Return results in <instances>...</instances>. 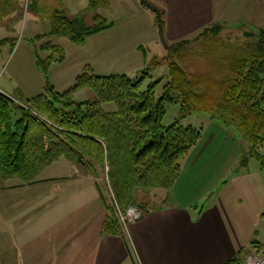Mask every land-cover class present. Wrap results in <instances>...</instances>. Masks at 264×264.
Wrapping results in <instances>:
<instances>
[{"label":"trees","instance_id":"1","mask_svg":"<svg viewBox=\"0 0 264 264\" xmlns=\"http://www.w3.org/2000/svg\"><path fill=\"white\" fill-rule=\"evenodd\" d=\"M139 1L155 15L166 54L154 64H167L166 78L144 89L151 68L132 79L125 73L99 75L87 65L76 77L75 85L65 92L48 79L44 92L32 98L21 94L15 99L0 91V179L32 183L61 159L94 178H101L108 167L112 200L97 184L107 210L104 235L125 233L119 209L125 211L141 201L144 216L159 208L150 207L145 197L138 198V191L146 194L155 189H173L182 173L183 159L202 138V131L183 123L194 111L235 124L249 144L239 169H245L248 159L257 157L264 177V156L260 153L264 147V29L238 27L250 41L231 42L221 37L228 26L214 22L192 36L170 42L166 38L164 7L154 0ZM101 2L91 1L84 14L70 17L65 10H56L52 33L82 44L112 27L113 21L98 13L93 24L85 21ZM200 38L211 44L215 60L209 63L210 72L192 73L184 63L191 42ZM37 67L46 75L40 59ZM164 79V92L156 96L155 90ZM87 88L95 91L96 99L77 102L74 94ZM106 102H115L117 110H103L101 105ZM167 103H180L182 107L180 118L168 126L164 124ZM250 246L256 249L255 254L264 256L261 242L253 240ZM246 257L244 249L226 264H244Z\"/></svg>","mask_w":264,"mask_h":264},{"label":"crops","instance_id":"2","mask_svg":"<svg viewBox=\"0 0 264 264\" xmlns=\"http://www.w3.org/2000/svg\"><path fill=\"white\" fill-rule=\"evenodd\" d=\"M154 1L166 10L170 42L229 18L264 20V0H232L231 9L219 0ZM102 6L103 1L88 13L89 18L101 14ZM230 12L235 16H227ZM3 14L2 19H15L13 12ZM121 31L113 22L80 46L100 35L103 68H113V60L132 61L136 69L146 67L144 44L131 43L133 57L129 56ZM80 63L81 72L87 65L94 71L98 67L92 61ZM0 91L18 98L10 89ZM66 162L60 167L67 170L65 174L46 175L54 163L32 183L0 179V264H226L244 249L247 255L256 253L250 246L253 240L264 249L261 171H243L222 182L197 217L189 207L167 204L131 221L123 235L112 236L102 233L107 210L98 180Z\"/></svg>","mask_w":264,"mask_h":264},{"label":"rangeland","instance_id":"3","mask_svg":"<svg viewBox=\"0 0 264 264\" xmlns=\"http://www.w3.org/2000/svg\"><path fill=\"white\" fill-rule=\"evenodd\" d=\"M92 1H103L99 12L122 30L129 56L133 57L131 43L144 44L143 51L150 62L146 67L136 69L132 61L123 63L113 60V68H103L100 35L88 40L83 47L66 37L52 33V17L56 10H65L69 17L84 14L90 2L88 0H0V87L12 90L18 98L21 96L18 90H23V98L28 99L44 92L48 79L60 92H65L75 85L76 77L81 73L80 62L84 60L98 65L95 71L97 74L125 73L132 79L139 78L144 75L143 71L147 72V69L151 68V76L146 77L144 89L149 83L161 77L166 78L169 72L167 64H154L166 54V48L159 39L154 13L142 6L139 0ZM219 1L221 6L231 9L232 0ZM8 11L13 12L15 19H2L3 13ZM227 16L232 18L235 15L230 12ZM86 18L85 21L89 25L94 23L88 15ZM223 24L228 27L221 37L231 42L250 41L238 27L245 26L253 31L264 28V20L229 18L224 20ZM189 49L184 63L186 70L192 73L210 72L209 63L215 60L211 53V44L200 38L192 41ZM51 56L55 58L50 60ZM38 59L41 60L46 75L37 67ZM166 82L167 79H164L156 88V96L163 94ZM15 84L21 88L16 90ZM74 98L77 102H83L96 99V94L93 89L87 88L76 92ZM116 107L115 102L101 105V108L109 113L115 112ZM166 107L164 124L168 126L180 118L182 107L180 103H167ZM183 123L202 131V138L183 159L182 173L175 186L169 192L162 189H155L146 194L138 191V198L145 197L149 206L152 205L150 207H160L168 197L166 205L189 207L193 216L197 217L201 214V209L207 207L213 195L220 190L222 182L229 181L236 173L243 171L260 172L261 165L257 157H252L248 159L249 164L245 169H239L249 144L235 124L200 111L189 114ZM260 153L264 156V147L260 148ZM63 163H67L66 160L62 159L48 168L46 175L65 174L67 170L60 169ZM80 170L84 172L83 169ZM108 170L107 167L103 176L95 179L107 198L111 199L113 191L107 175ZM140 203L141 201L132 204L125 211L119 209V213L127 214L130 210H136L142 214Z\"/></svg>","mask_w":264,"mask_h":264},{"label":"built area","instance_id":"4","mask_svg":"<svg viewBox=\"0 0 264 264\" xmlns=\"http://www.w3.org/2000/svg\"><path fill=\"white\" fill-rule=\"evenodd\" d=\"M124 214L119 213V216H120V221L126 227L130 223V221H135L141 217V213L136 210H130L129 212H127V214L126 213ZM244 264H264V256L251 253L247 255Z\"/></svg>","mask_w":264,"mask_h":264}]
</instances>
